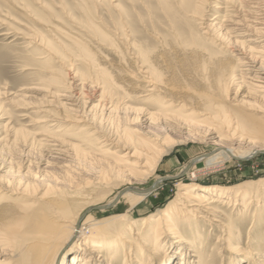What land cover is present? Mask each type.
<instances>
[{
    "label": "bare ground",
    "instance_id": "1",
    "mask_svg": "<svg viewBox=\"0 0 264 264\" xmlns=\"http://www.w3.org/2000/svg\"><path fill=\"white\" fill-rule=\"evenodd\" d=\"M184 1L186 9L189 8L191 0ZM257 1L220 0L211 19L216 21L205 28L209 30L216 26L219 35L228 36L231 43L234 42L237 46L234 49L236 60L234 64L226 65L216 57L208 59L210 67L205 66L208 68L201 70L206 73L198 74L199 79L208 84L205 85L208 90L199 92L180 87L162 77L164 73L156 65V57L153 54L150 56L138 41L143 30L133 27L130 18L121 11L117 22L109 29L110 35L107 30L99 28L91 15L85 17V30L80 28V32L69 30L66 33L53 24H47L45 31L48 34L36 29L24 33L28 44L36 46L31 51L38 50L32 57L33 63L25 69L34 68L39 72L38 79L46 86L42 97L44 105L41 103L43 106L40 104L37 110L43 114L37 120L42 124L40 135L44 139L41 140L54 152L68 156L72 154L77 162L81 161V168L84 164L85 167L94 168L95 172H90L97 177L99 186L112 185L116 181V186L125 182L129 184L122 189L117 187L119 191L102 203L104 197L100 196L99 201L92 194L95 188H87V182L75 180L77 176L72 174L74 177L64 181L67 192L49 196L54 190L50 186L51 189L38 200L28 203L29 195L26 192L30 183L21 185L18 181L13 184L8 179H0V257L16 258L17 261L3 263L2 260L0 264H214L216 259L210 257L203 262L201 256L206 251L205 241L208 242L211 231L205 233L200 230V220L222 226V239L228 242L236 240L238 232L234 234V230H239L238 225L233 223L232 226L231 216H226L216 204L228 203L235 208L246 202L243 212L248 205L255 204L256 192L246 195L245 189H241L244 187H236L235 198L232 199L234 193L228 189L195 188L193 182L181 181L177 182L175 196L164 211L129 220L126 214L128 210L118 211L123 206V200L128 202V209L146 200L150 193L148 190H153L162 181L159 169L164 157L177 144H181V141L176 143L169 139L166 132L163 140L154 138V143L144 142L141 136L136 135L137 130L130 126L133 122L153 126L167 124L180 132L188 131L195 137L202 134L210 139L226 141L224 145L218 143V149L192 157L188 161L190 164L202 159L207 165L231 158L246 160L256 151L264 150V9L258 7ZM202 2L204 0L198 3ZM78 4L81 6L82 1L79 0ZM84 7L91 13L89 5L84 4ZM111 7L116 9L118 5L111 4ZM196 10H188L191 11L188 15L195 17ZM220 11H224V14L220 15ZM151 30L149 35L158 37L156 30ZM89 45L120 53L117 64L124 67L122 75L133 79L129 80L130 84L137 89L135 94L133 91L132 95L124 94L137 96L134 99L144 102L148 108L133 107L118 94L121 85L114 81L101 62L103 55L98 56V49H91ZM192 54L196 55V49ZM60 66L64 70L56 72ZM231 88L234 92L231 99L233 106L226 101ZM118 96L119 99H116ZM114 99L119 103H114ZM92 101H96V104L88 108ZM252 106L260 111H251ZM96 110L105 117L117 111L123 112L122 136L119 138L124 147L127 146L121 149L123 154L107 153L110 149L107 146L117 147L115 140L108 138L106 141H110L109 145H103L108 143L101 144L102 140L94 137V133L97 134L95 130L100 128L96 129L93 124L95 118L90 115ZM64 128L75 130L68 135L73 141L60 138ZM93 141L101 145L93 148ZM245 145L252 148L245 149ZM184 167L177 173L183 171ZM189 176L192 181L197 178L194 171H190ZM130 177H138L139 182L131 185ZM151 178H155L154 185L145 189L142 184ZM81 187L89 189L90 196L82 197V191L78 192ZM105 192L101 190L100 193ZM115 200H118L116 205ZM94 206L99 211L90 212ZM252 212L256 213L255 208ZM185 235L188 237L185 238ZM229 249L232 252L228 255L235 257L234 264H264L261 254L253 258L243 252L239 245Z\"/></svg>",
    "mask_w": 264,
    "mask_h": 264
},
{
    "label": "rangeland",
    "instance_id": "2",
    "mask_svg": "<svg viewBox=\"0 0 264 264\" xmlns=\"http://www.w3.org/2000/svg\"><path fill=\"white\" fill-rule=\"evenodd\" d=\"M81 1L82 4L80 6L78 4L79 0H0V179H8L13 184H17L18 181L21 182V185H28L30 183V190L28 188L26 192L29 195L27 197L28 203L34 202L36 199L38 200V197L45 194L44 192L50 186L54 190L48 194L49 196L54 197L56 194H62L61 192H67L68 187L64 181L67 178L74 177L73 175L77 176L75 180L87 182V188H95V192L92 194L97 196L96 199H99V201L101 200L100 196L104 197L101 200L102 203L108 201L114 193L129 184L125 182L116 186L118 184V181H116L117 184L113 183L105 187L99 186L97 184V177L94 173H91L95 172L94 168L88 165L85 167L86 164H84L83 168L85 167L87 170L84 168L83 171L81 161L77 162L72 154L68 156L54 152L41 140L42 138L44 139V136L40 135L42 124L37 123V120L43 114L37 110L40 109L41 103L44 105L42 101L44 98L42 99V97H44L46 86L44 82H40V79H38L40 78L39 72L37 73L34 68L25 69L28 64L33 63L34 59L32 57L34 56V52L38 51L37 49L31 51L32 47L36 48V46H30L27 38H25L24 33L29 32V29H36L48 34L45 31L48 27L47 24H53L57 26V29L63 30L66 33H69V30L80 32L78 31L80 28L85 30V17L91 15L93 16L92 20L99 24V28L107 30L106 32L110 35L109 29L115 25L119 13L122 12L130 18L133 27L143 30V34L139 35L138 41L142 44L143 48L149 51L150 56L153 54V57H156V60L154 59L155 62L157 61L156 65L164 73L162 77H165L164 79L167 78L168 81L180 87H189L193 92L208 90L206 81L198 77L200 73H206L205 70L202 71L201 69L205 66L210 67L207 62L208 59L217 58L216 60L220 59L219 61L226 65H232L236 60V50L234 49L237 46L234 42L231 43L232 40L228 36L219 35V30L216 26L211 27L209 30L205 28L210 22L216 21H212L211 19L220 0H204L201 4L198 3L199 0H191L192 3L187 9V6H184V0ZM83 3L89 5L90 11L92 10L91 13L89 10H85ZM111 4L118 5L116 7L117 10L111 7ZM257 4L259 8L264 9V0H258ZM166 8L171 10L168 11ZM194 8L197 9V14L195 13L196 16L191 17L188 15L191 11L188 10H193ZM239 13H241V10ZM223 14L224 11H220V15ZM45 22L46 24H44ZM151 29L156 30L155 32L158 34V37L153 38L149 35L152 31ZM115 42H117L116 39ZM89 47L91 49L97 48L100 52L98 56L103 55V58L100 57L101 62L105 64L109 73L112 74L114 81L121 85L117 91L118 94L133 107L146 106L148 108L147 105H144V102L134 99L137 96L131 97L124 94L129 93V95H132V91L135 94L137 89L130 84V81H134L133 79H127L123 76L124 74L121 71L124 67L117 64L121 56L120 53L106 51L104 48L102 49L95 45H89ZM192 49L193 52L196 49V55L192 54ZM199 51L200 54H197ZM109 62H113L112 64L114 65ZM107 64L110 65L107 66ZM78 68L81 71V67L78 66ZM56 69H58L56 72H60L64 70V67L60 66V68ZM194 75L195 77L193 78ZM204 82L205 84H203ZM206 84L207 86H205ZM233 95L234 92L231 88L226 98L228 105L233 106V101L231 100ZM116 99H119V96ZM116 99H114V103H119V100ZM245 99H248V97ZM95 104L96 101H92L88 108ZM250 108L253 109L251 111H256V113L260 111L255 106ZM251 111L249 112L251 113ZM120 112L123 113L122 111ZM28 113L29 115L26 117ZM121 113L117 111L112 116L105 117L103 114L102 117L100 112L96 110L90 115L93 116V119L95 118L93 124L96 129L100 128L95 130L97 134L94 133V137L100 138L99 141L102 140L101 144L108 143L103 145H109L110 141H106L108 138L115 140L117 144L116 148L112 147V145L107 146L108 149L110 148L107 153H124L121 150L124 147L123 141H119V138L122 136L123 127V115ZM160 125L153 126L150 123L141 124L140 122H133L130 128L135 131L137 130L136 135L141 136L144 142L149 141L150 144L154 143V138L158 141L163 140V136L166 133L169 139L176 143L181 141V144H177L164 157L159 169V176L162 177V181L153 190L150 187L154 185L155 178H151L148 182L142 184L145 189L150 188L148 190L150 193L146 200L134 205L130 209H128V202L123 200V206L118 211L128 210L126 214L129 220L140 219L162 212L169 201L174 198L176 184L181 181L193 182L195 188L228 189V191L234 193L231 195L232 199L235 198L236 187H244L241 189H245L246 195H249L251 192H256L257 195L256 200L253 201L255 204L248 205L243 212V207L246 205V202L243 203V201V204L235 208L229 206L228 203L216 204L220 210L224 211L226 216H231L232 226L233 223L238 225L239 230H234V234L238 232L236 235L237 239L229 242L222 239L224 234L221 231L222 226H216L214 223L211 225L201 219L202 228L200 230L205 233L211 231L208 242L207 240L205 241L206 247L204 250L206 251L201 256L203 257V262L212 257L216 259L214 260V264H234L235 257L228 255L230 251L232 252L229 248L233 245H239L243 252L250 254L253 258L259 254L263 255L264 258V150L256 151L249 158H246V160L231 158L230 160L219 161L214 165H207L202 159L196 164H190L188 161L192 157L197 155L202 156V154L213 149H218V143L224 145L226 141H220L218 138L210 139L202 134L195 137L190 135L188 131L180 132L167 124ZM74 131V129L64 128L60 132V138L63 141H73L68 135L74 133ZM93 142V148L101 145L100 143L96 144L95 141ZM250 146L245 145L244 147L245 149H250L252 148ZM77 163L79 166H77ZM183 166H185L182 169L183 171L177 173ZM190 171H194L197 174V178L194 181L189 176ZM88 174L90 175L87 176ZM137 178L130 177V184L136 185L135 183L139 182ZM85 188L81 187L78 192L82 191L80 192L82 197L87 198L90 196L88 193L89 189L86 188L85 190ZM101 190H106V192L102 194L100 193ZM17 195L19 194H14V196ZM117 202L118 200H115L114 204L116 205ZM230 204H232V201ZM238 208H240L239 211L236 210ZM254 208L255 214L252 212ZM231 209H235L236 211ZM89 211H99V208L94 206ZM189 217L192 218L191 216ZM186 237L188 236L185 235ZM256 252L258 254H254ZM2 260L3 263L17 262L16 258L4 259V257H0V261ZM115 264H119V262H115Z\"/></svg>",
    "mask_w": 264,
    "mask_h": 264
}]
</instances>
